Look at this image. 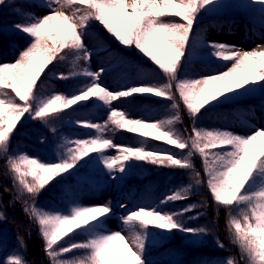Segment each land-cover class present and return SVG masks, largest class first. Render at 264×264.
<instances>
[{"label": "snow or ice", "instance_id": "obj_1", "mask_svg": "<svg viewBox=\"0 0 264 264\" xmlns=\"http://www.w3.org/2000/svg\"><path fill=\"white\" fill-rule=\"evenodd\" d=\"M5 3L6 0H0V5ZM217 3L218 0H48L49 14L27 16L23 22L14 24V29L30 37V43L14 62L0 64V153L8 156L9 171L21 193L37 196L52 180L71 175L73 169L94 153L111 179L120 178L119 174L126 172L130 161L194 169L191 157L197 153L202 158L213 200L236 213L230 216L228 227L241 257L247 264H264V129L239 135L228 130L194 126L192 134L185 137L175 127L181 119L178 112L148 122L131 118L125 110L113 107L114 102L145 94L175 101V84L189 115L197 117L202 109L227 100L233 94L247 92L256 85L264 87V45L243 50L209 41L207 47L211 56L232 62L227 70L200 78L178 79L199 13ZM251 3L260 4L264 12V0H251ZM65 8L71 9V14L64 11ZM164 17H177L179 21ZM93 20L103 25L122 45L134 46L150 58L166 77V82L111 90L101 82L104 68L92 71L84 67L76 71L78 62L89 61L93 54L84 42ZM69 56L73 58V70L57 78L67 80L83 76L90 78L89 81L70 94L42 95L38 91L42 74L49 65ZM89 101L105 108L107 118L102 123L77 120L79 126L93 129L95 134L90 138L65 139L62 145L65 151L57 162H44L28 153L9 154L11 137L26 113L34 120L49 123L59 118V114ZM178 107L172 104L173 109ZM120 130L188 151L186 155H178L168 149H148L144 141L135 147L118 145L106 133ZM110 149L116 154L106 155ZM199 176V172H194L196 184L201 183ZM192 187L189 184L174 189L161 203L188 199ZM194 208L193 204L179 212H163L157 207L141 206L128 211L121 217L129 232L127 237L123 231L110 232L103 227V218L113 214L110 202L94 206L74 204L66 213L50 212L35 204L25 211L40 227L50 264H147L144 253L150 227L193 235L207 232L205 228L186 227L179 219ZM2 218L4 214L0 212ZM78 231L88 233L89 238L71 243L65 239ZM77 249L86 252L67 258L66 254ZM5 264L28 262L20 254H13ZM225 264H237V261L229 257Z\"/></svg>", "mask_w": 264, "mask_h": 264}, {"label": "trees", "instance_id": "obj_2", "mask_svg": "<svg viewBox=\"0 0 264 264\" xmlns=\"http://www.w3.org/2000/svg\"><path fill=\"white\" fill-rule=\"evenodd\" d=\"M49 12L48 0H6L4 5H0V64L14 62L20 52L30 43V37L27 34L14 29L12 26L18 22H23L27 16L42 17ZM163 19L179 21L177 17H164ZM242 21L255 35H264V12H262L260 4H253L251 0H218L215 6H208L206 11L202 10L193 25L189 52L182 60V69L177 74L178 79H182V75L187 76L186 72L190 64L202 65L203 57L210 50L207 45L200 47L196 44L203 31L209 27L221 29L226 25ZM84 42L93 54L89 61H79V67L75 70L81 71L87 67L94 71V64L103 57H107L108 62L105 64V72L101 77L104 86L108 76L116 80L119 77V71L123 69L127 72V79L132 78V81L136 77L135 75H140V84L136 83L135 85L166 82V77L150 58L134 46L122 45L98 21H90ZM193 47H198V50L193 52ZM67 51L65 50V52ZM72 59L69 56L64 61L57 60L49 65L38 82V91L42 95L52 94L44 87L46 82H52L57 86L58 92L54 93L70 94L89 81L90 78L83 76L71 77L67 80L57 78L59 74L68 75L73 70ZM215 60V63L212 64L215 74L227 70L232 63L216 58ZM187 79L190 78L187 77ZM128 81L126 84L130 83ZM121 84L123 83H118L116 90L122 88ZM6 91L10 92V90ZM173 93L176 96L175 101L145 94L114 102L113 107L125 110L131 118H137L133 117L132 114L139 110L140 105L137 103L139 102L141 107L145 105L147 108L146 112L141 114L139 118L148 122H155L178 112L181 119L175 127L185 137L192 134L194 126L208 130L221 129L220 123H216L214 119H231L237 113L246 114L254 106L264 110V87L260 85L252 86L247 92H241L239 95L233 94L227 100L207 106L201 110L197 117L189 115L178 92H176L175 84L173 85ZM173 103L178 104V109L172 108ZM107 115L108 112L105 108L92 101L87 102L84 106H77L75 110L69 109L67 112L59 114V118L51 120L49 123L39 119L34 120L26 113L18 122L11 137L9 154L28 153L22 148L20 139L23 137V131L26 127H35L43 130L46 135L52 138L59 151V160L65 151L62 148L65 139L90 138L95 134V130L79 126L76 123L77 120L102 123ZM106 135L118 145H122L119 143L122 139H128L124 145L135 147L139 146L138 141L143 139L148 149H168L178 155H186L188 151V149H176L162 141L140 137L123 130L109 131ZM105 154L115 155L116 152L110 149ZM96 156L97 154H92L86 162H81L76 169H73L71 175L65 174L55 178L37 196L32 197L27 193H21L12 179L13 174L9 171L8 156L0 153V212L4 214V218L0 219V228H7L8 233H10L9 242L16 249L15 252L8 255L9 257L13 254H20L27 260L28 264H50V260L44 251V240L40 234V227L30 218V214L25 209L35 204L50 212L65 213L70 206L67 186L77 181L79 174L86 172L109 174L101 162L96 159ZM191 160L194 169L159 166L144 161H130L126 172L119 174L120 178L114 180L123 189L130 192L136 189L137 192L129 205L117 211L113 210V214L109 217H114L121 222V217L126 212L141 206L157 207L163 212H179L194 204L196 208L184 213L179 219L186 227L205 228L207 232L193 235L178 230L165 232L150 227L148 229L150 236L146 242L144 253L146 261L156 258L157 253L163 254L164 251L170 250L174 251L175 254L168 260H156L152 264H200L205 258L213 259L219 256L233 257L237 264H247V260L241 257L238 245L233 242V236L228 227L230 216L236 213L227 207L218 205L213 200L207 186L204 165L200 155L193 153ZM194 172L200 173L201 183H195ZM189 184L193 187L188 199L166 204L161 203L174 189ZM122 226L124 227L123 224ZM88 238V233L78 231L65 239L71 243L85 241ZM155 239L160 240V242L153 244L152 241ZM63 243L64 241H61V244ZM219 244L224 246L220 247ZM7 248L0 247V260ZM85 252L84 249H77L66 254V256L72 258L83 255ZM177 254L181 255L179 259H177ZM9 257L0 261V264H5Z\"/></svg>", "mask_w": 264, "mask_h": 264}, {"label": "rangeland", "instance_id": "obj_3", "mask_svg": "<svg viewBox=\"0 0 264 264\" xmlns=\"http://www.w3.org/2000/svg\"><path fill=\"white\" fill-rule=\"evenodd\" d=\"M64 11L71 13V9L65 8ZM209 41H215L219 43H224L227 45H234L239 49L251 50L258 45H264V37L253 36L249 28L247 27L244 21L239 23H234L232 25L224 26L223 28L209 27L204 32L202 38L199 39V44H207ZM198 47H194L193 51H196ZM215 61V58L208 53L202 60V65L190 64L188 71L186 72L187 76L182 75V79H194L200 78L208 75H212L213 69L212 64ZM125 70L120 71L119 77L124 76ZM139 76H136L138 79ZM107 79L106 85L109 89H113V82ZM117 80L115 81L116 84ZM122 79H119L121 82ZM44 87L51 93L58 92L57 86L52 82H46ZM140 107L136 113L146 112V107L142 106L141 103L137 102ZM135 113V112H134ZM134 114L133 117H140L137 114ZM216 123H220L222 130L232 131L239 135H248L254 132L256 129H260L263 126L264 122V111L260 107H255L252 114H247L243 118H233L228 119H214ZM21 146L24 150L28 151V154L31 157H37L44 162H57L59 157V151L57 146L54 144L51 137L46 135V133L35 127H26L23 131V137L20 139ZM128 140L123 139L120 144H126ZM144 141L140 139L138 142L141 143ZM41 142V143H39ZM162 149V148H158ZM208 177L206 175V181ZM70 195L71 205L74 204L81 205H103L108 202L111 203L114 210H120L124 207L120 205H128L132 202L136 189H133L131 192L125 190L120 185H118L114 179L110 178L109 174L102 175L92 172L81 173L78 176L77 181L71 183L67 186ZM69 208V209H70ZM68 212V211H66ZM65 212V213H66ZM104 219V229L110 232L123 231L125 236H129L127 229H124L120 222L115 218L106 217ZM150 236V235H149ZM10 233H8L6 227L0 228V247H8L6 252L3 254V257L0 261H3L5 258L9 257L8 255L12 252H15L16 249L12 247V243L9 242ZM131 242V241H130ZM159 240H154L153 244H158ZM174 251H164L163 254L157 253L156 258H151L147 260V263L151 264L155 260H168ZM181 255L177 254V259ZM228 259L227 256H219L213 259L205 258L204 261L200 264H225V261Z\"/></svg>", "mask_w": 264, "mask_h": 264}]
</instances>
